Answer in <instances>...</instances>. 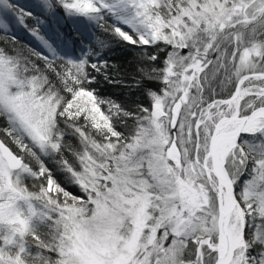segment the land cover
I'll list each match as a JSON object with an SVG mask.
<instances>
[{"label":"snow or ice","instance_id":"obj_1","mask_svg":"<svg viewBox=\"0 0 264 264\" xmlns=\"http://www.w3.org/2000/svg\"><path fill=\"white\" fill-rule=\"evenodd\" d=\"M32 8L0 0V264H264V0ZM49 17L139 48L150 106L102 97L111 41L77 55Z\"/></svg>","mask_w":264,"mask_h":264},{"label":"trees","instance_id":"obj_2","mask_svg":"<svg viewBox=\"0 0 264 264\" xmlns=\"http://www.w3.org/2000/svg\"><path fill=\"white\" fill-rule=\"evenodd\" d=\"M18 6H22L25 12L32 11L33 15L36 11L32 8L33 1L26 3V0L22 3V0H15ZM44 19V17H41ZM29 27L34 26V21L29 19L27 21ZM46 30L49 36L52 37L57 43L64 42L69 48H75L76 54H80V48L83 46L85 50L89 46L95 47L97 38L111 41V46L105 49L103 55L108 60L109 64L113 66L109 71V76L114 83H110L103 78V75L98 76V82L94 85L96 90L102 97L111 98L120 103L125 109L135 111L138 106L149 107L150 100L145 94V89L159 90L162 84L159 81L154 80H142L138 87H133L134 80L140 79V74L137 72V68L140 67V49L134 46H128L126 44H117L112 41L110 36L103 35L100 29H93L86 27L83 24L74 25L71 21L61 19L59 22L49 17L45 20ZM12 33L15 35L18 41L17 47L23 45L25 47L38 46L37 42L30 35L29 31L22 27L21 30H16L11 27ZM42 34H44L42 32ZM5 39L3 33H0V40ZM99 50V49H97ZM149 51H152L149 49ZM164 54H160V60H158L154 66H160L163 60ZM129 127L132 126L133 121H127ZM118 130L125 132L127 129L123 125H117ZM59 179L63 182V186L70 192L76 195H80L79 188L69 184L65 181V178L61 175Z\"/></svg>","mask_w":264,"mask_h":264},{"label":"rangeland","instance_id":"obj_3","mask_svg":"<svg viewBox=\"0 0 264 264\" xmlns=\"http://www.w3.org/2000/svg\"><path fill=\"white\" fill-rule=\"evenodd\" d=\"M30 1H33V0H26V3H23L24 0H22V3H23V4H27V3L30 2ZM12 28H14V29H16V30L18 31V30H21L22 26H17V25L15 24V22L13 21ZM79 194L82 195V193H79Z\"/></svg>","mask_w":264,"mask_h":264}]
</instances>
